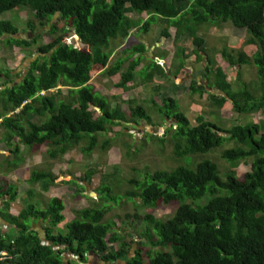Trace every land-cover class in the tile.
<instances>
[{"label": "trees", "instance_id": "obj_1", "mask_svg": "<svg viewBox=\"0 0 264 264\" xmlns=\"http://www.w3.org/2000/svg\"><path fill=\"white\" fill-rule=\"evenodd\" d=\"M20 8L29 9L34 19L29 20L27 27L15 24L12 19L0 21V44L19 48L24 54L29 53L28 57L38 56L14 86H9L14 82L11 73L0 71V76L9 79L0 90V129L3 130L0 141L15 155L21 153L20 145L31 150L46 147L47 154L57 160L84 144L82 155L89 156L97 147L98 135L123 126L128 122V114L134 122L142 120L151 124V117L142 106L133 109L131 100L130 113L123 106L114 107L89 81L97 72L113 79L122 74L123 81L118 86L128 91L141 84L154 87L156 78L162 77L174 83L171 90L176 92L180 84L174 80L185 68L189 50L179 43L186 38L195 44L196 49L191 52L197 60L203 57L201 51L208 56L205 79L209 83L206 86L191 81V93L202 96L206 88H214L226 94L217 97L207 91L217 105L230 100L234 111L243 115L264 110V0H0V14ZM128 12L146 13L148 17L133 18ZM159 20L176 28V63L167 69L158 55L148 60V47L140 41L131 54L125 51L129 56L111 65L115 41L120 38L125 41L132 28L147 34ZM61 21L63 25L59 26ZM228 22L246 29L250 34L247 43L257 47V51L251 57L240 52L238 60L228 54L227 48L222 50V55L227 57L228 62L225 61L229 65L254 66L261 89L259 99L245 85L237 92L233 89L215 54L205 47L204 36L198 33L206 26L221 27ZM43 28L49 29L45 31L48 42L39 33ZM69 31L76 42H70ZM25 32L35 35L28 38ZM162 34L171 37L168 27ZM128 61L129 67L124 71ZM237 77L241 79V74ZM58 86L68 88L66 101ZM154 99L160 117L174 121L163 138L175 128L173 141L178 159H189L194 154L232 144L216 151L231 170L222 179L217 164L204 160L193 166L143 174L141 181L130 182L135 190H128L127 198L138 207L136 199L142 200V207L179 200L174 214L166 219L150 213L135 214L147 225L139 245L149 243L164 250L149 253L147 264H264V119L230 129L203 119L193 125L175 96H167L160 103L156 102L157 97ZM23 161L20 157L11 166L18 167ZM242 162L250 164V169L239 178L235 168ZM92 176L86 173L82 179L88 182ZM58 177L50 171L33 170L27 180L29 188L24 206L17 214L11 212V204L17 199L18 187L0 181L1 218L17 227L16 232L8 234L0 230V252H7L0 255V264H89V253L107 263L146 264L142 249L133 250L137 241L129 243L116 228L117 222L107 221L106 208L81 207L61 230L65 199L52 196L42 207L34 186L40 185L46 193L52 185H75L78 190L70 186L66 190L73 199L80 198V188L85 187L69 179L59 181ZM207 194L210 197L204 203L188 202ZM100 197L118 203L124 198L113 196L109 185L101 188ZM39 221L42 225L48 223L42 227L45 240L33 228ZM64 252L72 255L66 263Z\"/></svg>", "mask_w": 264, "mask_h": 264}, {"label": "rangeland", "instance_id": "obj_2", "mask_svg": "<svg viewBox=\"0 0 264 264\" xmlns=\"http://www.w3.org/2000/svg\"><path fill=\"white\" fill-rule=\"evenodd\" d=\"M129 16L133 18L141 17L146 19L148 15L143 13L138 15L135 12H128ZM3 19H12L15 24L19 26H26L29 20L34 19L32 12L27 8H20L19 10H12L0 14V21ZM57 19V18H55ZM152 25V29L145 34L138 28H132L129 36L125 41L117 40L113 43L115 52L112 57L111 65L118 61L121 57H127L125 54L128 50L129 54L132 53L133 47L138 45L140 41L145 43L148 47L147 57L148 60L155 59L158 55L163 58L165 66L170 67L176 63L174 53L176 52L177 45L174 41L176 28L169 25L167 21H157ZM63 22L59 23L62 26ZM168 27L171 37H164L162 31ZM48 28H43L39 33L43 34L44 40L49 41V36L45 31ZM204 36L205 47L209 48L215 54L216 60L224 69L227 74L228 80L232 83L233 89L237 92L245 85L247 90L257 99L261 97V89L257 81V73L253 65H229L227 57L224 58L222 50L227 48L228 54L232 55L238 60L240 52L246 53L251 57L256 51L257 47L248 44L250 34L246 29L236 28L232 23H223L221 27L206 26L200 32ZM25 37L32 38L35 34L32 32H25ZM69 37L70 42H76L73 32ZM7 35V34H5ZM4 35V36H5ZM9 36V35H8ZM5 36V37H8ZM179 45L188 48L185 59V68L181 70L179 76L174 80L180 86L176 92L171 90L172 83L168 79L157 77L154 82V87L141 84L138 88L126 91L118 85L123 81L122 74L116 78H112L107 74L94 73L89 81V84L101 95H105L111 101L114 107L123 106L124 110L130 113L129 103L133 100L132 108L142 106L145 114L151 117V124L145 121L134 122L128 114V122L123 126L112 127L109 133L99 134L97 137V147L89 156L82 155L81 149L85 147L84 144L76 147L73 152H69L57 160H53L48 154L46 147L26 149L20 145L21 153L15 155L9 148L5 147L0 141V181H7L13 183L18 187L17 199L11 204V212L17 214L24 206V198L27 196V189L29 179L33 170L50 171L55 176H59L58 180H72L78 184H82L85 188H80L81 197L73 199L72 196L66 192L68 186L74 190H78L75 185L59 184L52 185L49 192H42L40 185H35L36 198H40L42 207L46 205L49 198L52 196H59L65 200L64 216L65 220L59 223V228L64 229L63 224L67 219H71L75 215V211L81 207H102L106 208L108 212V220L117 222L116 228L123 236L127 237L129 243H134L133 250L142 249L143 260L148 263V254L156 253L157 251H164L161 248H154L151 244L139 245L142 242V231L147 228L145 221L141 218H136L135 214L143 216L147 213L153 214L156 218L166 219L171 217L176 208L179 206V200H174L169 204L159 203L155 207H142L140 204L142 200L136 199L139 207L135 205V201L127 198L128 190H135V186L130 182L133 179L142 180L143 174H154L156 171L172 170L178 166H193L197 162L210 160L217 164L220 168V177L224 179V175L231 170L230 165L222 160L220 153L216 151H223L227 146L232 144H224L221 147L213 149L207 153L194 154L189 159H178L175 155L174 130L163 138L167 129L170 128L174 121L163 119L159 114V107H157L153 100L157 97L156 102L160 103L161 99L167 96H175L180 104L181 110L190 119L193 125L198 121H210L217 124L221 128L230 129L234 125H246L250 122L259 123L264 119V110L253 114H238L234 111L230 100L224 104H216L210 94L220 96L219 90L214 88H206V93L202 96L198 93H191L189 86L191 81L195 80L200 85H208L209 80L205 79L207 58L201 51L203 56L201 60L196 59V55L191 51L196 49L195 44L186 38L179 43ZM29 53H25L19 48L8 47L7 45L0 44V71L11 73L14 82L9 83V86H14L19 83L25 76L30 63L37 58L38 54L28 57ZM26 57H28L26 59ZM224 58V59H223ZM226 59V61H225ZM145 62L144 64H148ZM168 65V66H167ZM129 67V61L124 65V71ZM4 72V73H5ZM241 74V79L237 77ZM9 79L7 76H0V90L4 89ZM139 82V81H138ZM62 91V97L66 101L67 90L66 87L58 86ZM197 88V87H196ZM161 89V94L159 93ZM226 95V94H224ZM161 105V104H158ZM1 112V110H0ZM11 115V114H10ZM1 121V119H0ZM3 138V130L0 129V140ZM16 143V141H15ZM106 145H109L106 147ZM24 161L18 167L11 166V163L18 161L19 158ZM219 164V165H218ZM250 164L242 162L235 171L239 178H243L244 174L250 169ZM222 172V173H221ZM86 173H92L93 176L90 180L84 181L82 178ZM56 180V181H58ZM109 185L112 188L113 196L124 197L120 203L115 200H108L100 197V190L102 187ZM210 195H205L202 199L192 200L188 202L193 205H198L206 202ZM2 202L0 201V207ZM1 219V215H0ZM42 224V223H41ZM44 225H48L45 223ZM42 226L34 225L39 231L42 232V238H45L44 229ZM0 230L4 234L8 232H16L17 227L8 220H0ZM153 231V230H152ZM132 234V237L130 235ZM131 250V255L133 254ZM0 255H7V252H0ZM87 261L89 264H113L101 260L98 255L93 253L87 254ZM72 259V255L64 252L65 263ZM118 264H127L126 262H119Z\"/></svg>", "mask_w": 264, "mask_h": 264}, {"label": "crops", "instance_id": "obj_3", "mask_svg": "<svg viewBox=\"0 0 264 264\" xmlns=\"http://www.w3.org/2000/svg\"><path fill=\"white\" fill-rule=\"evenodd\" d=\"M1 219H2V218H1ZM1 219H0V220H1ZM3 220H4V219H3ZM34 225H37V226H38V225H39V226H42V224H41V221H39V222L35 223ZM34 225H33V226H34ZM34 227H35V226H34ZM40 229H41V228H39V230H40ZM40 231H41V230H40ZM43 232H45V230H44Z\"/></svg>", "mask_w": 264, "mask_h": 264}, {"label": "water", "instance_id": "obj_4", "mask_svg": "<svg viewBox=\"0 0 264 264\" xmlns=\"http://www.w3.org/2000/svg\"><path fill=\"white\" fill-rule=\"evenodd\" d=\"M218 92H219V94H223V95L225 94L223 91H220V90ZM44 240H45V238H44ZM48 244H53V243L52 242H49Z\"/></svg>", "mask_w": 264, "mask_h": 264}, {"label": "flooded vegetation", "instance_id": "obj_5", "mask_svg": "<svg viewBox=\"0 0 264 264\" xmlns=\"http://www.w3.org/2000/svg\"><path fill=\"white\" fill-rule=\"evenodd\" d=\"M44 234H45V232H44ZM41 237H42V232H41ZM45 237H46V235H45Z\"/></svg>", "mask_w": 264, "mask_h": 264}, {"label": "clouds", "instance_id": "obj_6", "mask_svg": "<svg viewBox=\"0 0 264 264\" xmlns=\"http://www.w3.org/2000/svg\"><path fill=\"white\" fill-rule=\"evenodd\" d=\"M148 124V123H147Z\"/></svg>", "mask_w": 264, "mask_h": 264}]
</instances>
